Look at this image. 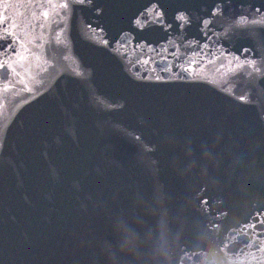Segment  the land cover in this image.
Masks as SVG:
<instances>
[{"label": "water", "instance_id": "95a60500", "mask_svg": "<svg viewBox=\"0 0 264 264\" xmlns=\"http://www.w3.org/2000/svg\"><path fill=\"white\" fill-rule=\"evenodd\" d=\"M0 63V264H264V0H0Z\"/></svg>", "mask_w": 264, "mask_h": 264}, {"label": "clouds", "instance_id": "9594fccd", "mask_svg": "<svg viewBox=\"0 0 264 264\" xmlns=\"http://www.w3.org/2000/svg\"><path fill=\"white\" fill-rule=\"evenodd\" d=\"M118 230L121 232L123 237L121 251L136 256L137 248L140 244L138 235L135 234L132 230L124 227L123 225L118 226ZM151 255L156 264H167L168 254L166 249L160 243L157 242L153 244ZM204 264H218L216 260V252L214 249L209 250Z\"/></svg>", "mask_w": 264, "mask_h": 264}, {"label": "snow or ice", "instance_id": "6c2138e0", "mask_svg": "<svg viewBox=\"0 0 264 264\" xmlns=\"http://www.w3.org/2000/svg\"><path fill=\"white\" fill-rule=\"evenodd\" d=\"M43 15H44L45 18H47L48 13L45 12V13H43ZM13 27H15V26H13ZM41 27H43V25H41ZM5 32H6L7 35H13L12 32H8L7 26H5ZM17 43H19V38L14 40L13 44L9 45V52H11L13 48H15ZM15 55H19V53L17 52ZM4 59H5V61H7L9 59V56L5 55ZM24 59L25 58L23 56L20 57V61H23ZM7 68H9V64L8 63H0V69H7ZM13 71H16V66L15 65H13ZM18 80H19V77L17 76V82H18ZM11 82L12 81H10V83Z\"/></svg>", "mask_w": 264, "mask_h": 264}]
</instances>
